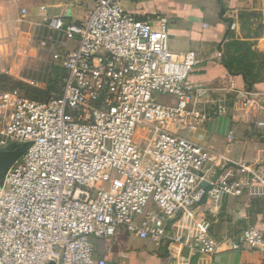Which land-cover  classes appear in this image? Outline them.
<instances>
[{"label": "built area", "instance_id": "built-area-1", "mask_svg": "<svg viewBox=\"0 0 264 264\" xmlns=\"http://www.w3.org/2000/svg\"><path fill=\"white\" fill-rule=\"evenodd\" d=\"M120 1L92 0L82 24L43 17L21 80L54 91L45 100L0 94V150L30 144L0 183V264H107L93 242L121 232L212 255L228 240L184 236L178 222L205 196L264 198V166L215 175L208 150L177 132L264 92L193 85L197 59L169 50L167 19L138 20ZM229 19L234 29L235 12ZM228 243L264 264V230L247 227Z\"/></svg>", "mask_w": 264, "mask_h": 264}, {"label": "crops", "instance_id": "crops-1", "mask_svg": "<svg viewBox=\"0 0 264 264\" xmlns=\"http://www.w3.org/2000/svg\"><path fill=\"white\" fill-rule=\"evenodd\" d=\"M120 5L141 21L154 24L167 19L169 50L193 52L197 59L190 76L193 85L219 87L232 82L239 90L264 92V0H121ZM92 6V0H0V35L26 34L25 53L32 35L43 31V17L62 16L82 24ZM232 12L234 29L230 28ZM237 72L242 75L236 76ZM192 125L193 131L177 132L208 150L215 163L213 174L226 169L240 173L237 169L244 165L264 166V95L233 106L228 115ZM247 227L264 230L263 197H226L212 204L205 196L194 216L179 221L176 230L184 236L203 231L219 240L237 241ZM228 241L212 255L179 246L171 252L156 249L149 241L122 232L109 240L95 239L93 244L95 257L107 264L259 263L257 252L233 251Z\"/></svg>", "mask_w": 264, "mask_h": 264}, {"label": "rangeland", "instance_id": "rangeland-1", "mask_svg": "<svg viewBox=\"0 0 264 264\" xmlns=\"http://www.w3.org/2000/svg\"><path fill=\"white\" fill-rule=\"evenodd\" d=\"M83 6L89 8L90 4L85 3ZM25 37H27L26 34L15 37L8 34L0 35V94L2 92H18L28 96V94L32 93L30 88L25 86L26 83L21 80L25 65L24 51L27 43ZM37 96L36 93L35 96L29 95V97H34L35 99H42L41 96ZM155 97L160 103H167L173 100L170 96L156 95ZM140 131L141 128L138 127V135ZM137 140L139 141V138ZM20 148L21 146L10 145L9 148L0 150V183L6 168L19 154Z\"/></svg>", "mask_w": 264, "mask_h": 264}, {"label": "trees", "instance_id": "trees-1", "mask_svg": "<svg viewBox=\"0 0 264 264\" xmlns=\"http://www.w3.org/2000/svg\"><path fill=\"white\" fill-rule=\"evenodd\" d=\"M223 62H224V58H223ZM225 66H226V64H225ZM227 69L229 70V72H232V69H230V66H228V64H227ZM235 74H236V76L242 75V73H239V72H237ZM25 86L27 88H30L32 93L28 94V96H26L24 94H22V95H24V96H26V97H28L30 99H35L34 97H29V95L35 96V93H36V95H38L37 97L41 96L42 99H35V100H45L47 98V96L49 95V93L54 91V86L55 85L53 83H51L45 90H39V89L33 88V87H31V86H29L27 84H25ZM247 88L250 89L251 86H248Z\"/></svg>", "mask_w": 264, "mask_h": 264}, {"label": "water", "instance_id": "water-1", "mask_svg": "<svg viewBox=\"0 0 264 264\" xmlns=\"http://www.w3.org/2000/svg\"><path fill=\"white\" fill-rule=\"evenodd\" d=\"M29 145H30L29 143H25V144H23V146H21L20 151H19V154L16 155V158L13 160V162L16 161L18 158H20V156H21V155L23 154V152L29 147ZM13 162H12V163H13ZM12 163H11V164H12ZM11 164H10V165H11ZM10 165H9V166H10ZM9 166H8V167H9ZM8 167L6 168V170L8 169ZM6 170H5V171H6ZM202 185H203V187H205V188L207 187V184H205V183L202 184ZM50 264H53V263L51 262Z\"/></svg>", "mask_w": 264, "mask_h": 264}]
</instances>
